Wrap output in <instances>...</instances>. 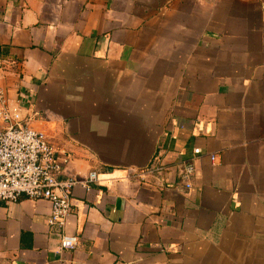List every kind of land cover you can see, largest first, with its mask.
<instances>
[{
    "label": "crops",
    "instance_id": "obj_1",
    "mask_svg": "<svg viewBox=\"0 0 264 264\" xmlns=\"http://www.w3.org/2000/svg\"><path fill=\"white\" fill-rule=\"evenodd\" d=\"M0 86L71 154L58 178L102 177L62 229L1 200L0 264H264V0H0ZM157 154L165 183L114 178Z\"/></svg>",
    "mask_w": 264,
    "mask_h": 264
},
{
    "label": "built area",
    "instance_id": "obj_2",
    "mask_svg": "<svg viewBox=\"0 0 264 264\" xmlns=\"http://www.w3.org/2000/svg\"><path fill=\"white\" fill-rule=\"evenodd\" d=\"M38 113L26 95L9 96L0 86V201L18 200L22 195L47 199L51 204L48 223L62 229L72 212L75 186L81 183L89 190L91 182L102 177L92 169L85 177L58 178L71 154L59 153L47 132L29 123ZM200 151L199 146L194 148L195 154ZM211 158L215 160L216 154H211ZM173 167L184 180L185 188H190L196 172L194 158L178 161ZM170 168L164 157L157 154L149 164L124 167L114 178L147 182L154 177L163 184ZM77 243V234L60 236L63 248H74Z\"/></svg>",
    "mask_w": 264,
    "mask_h": 264
}]
</instances>
